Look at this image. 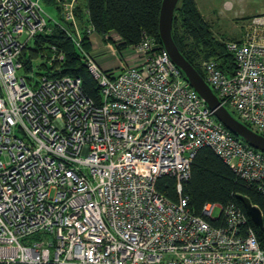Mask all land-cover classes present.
<instances>
[{
  "label": "built area",
  "instance_id": "2783aa9c",
  "mask_svg": "<svg viewBox=\"0 0 264 264\" xmlns=\"http://www.w3.org/2000/svg\"><path fill=\"white\" fill-rule=\"evenodd\" d=\"M85 1L0 0V264H264L238 207L205 204L194 215L182 192L197 151L208 148L264 194V154L215 119L153 38L118 53L120 38L107 35L103 56L117 65L102 67L98 48L82 46L76 9ZM55 26L81 54L98 102L79 78L43 75L29 86L34 66L19 75L23 53ZM223 45L233 73L209 59L204 80L264 137V15ZM49 51L52 63L64 60ZM164 176L175 179V201L156 189Z\"/></svg>",
  "mask_w": 264,
  "mask_h": 264
},
{
  "label": "trees",
  "instance_id": "16d2710c",
  "mask_svg": "<svg viewBox=\"0 0 264 264\" xmlns=\"http://www.w3.org/2000/svg\"><path fill=\"white\" fill-rule=\"evenodd\" d=\"M162 1L86 0L81 2L76 9V17L82 30L84 50L91 52L87 29H90L93 35L104 39V44L111 41L105 39L107 35L114 34L119 37L121 41L116 45L118 53L137 45L143 34L161 44L158 37V23ZM171 35L181 55L203 79L201 63L209 59L216 61L225 73H233L235 65L232 56L223 45L225 41L214 35L209 23L199 12L195 0L178 2L174 11ZM47 45L54 46L63 53L64 60L55 61L51 68L40 64L39 71L47 70L45 76L48 78L66 76L79 78L85 95L98 102L99 90L87 73L81 54L64 30L56 26L51 34L38 36L34 46L27 48L23 53V71L25 73L32 71L33 61L39 58L40 51L44 50V54L48 56ZM231 115L235 118L233 113ZM231 134L239 139L233 133ZM156 189L168 200H176L174 178L161 177L157 180ZM182 189L183 195L188 198V208L194 215H200L205 204L222 206L234 204L243 212L247 225L254 230L260 246L264 249V233L260 232L251 221L239 200L240 196L247 197L260 209L264 226V194L258 192L254 186L238 179L210 149L201 148L197 151L191 164L190 177L183 183ZM213 226H217V223H213Z\"/></svg>",
  "mask_w": 264,
  "mask_h": 264
},
{
  "label": "water",
  "instance_id": "95a60500",
  "mask_svg": "<svg viewBox=\"0 0 264 264\" xmlns=\"http://www.w3.org/2000/svg\"><path fill=\"white\" fill-rule=\"evenodd\" d=\"M180 0H163L159 13L158 37L172 63L183 75L188 85L199 95L215 119L229 132L233 133L244 143L264 154V137L253 133L248 127L235 119L231 113L221 105L211 88L198 74L193 66L181 55L173 42L171 30L175 8ZM240 202L251 221L264 233L263 218L260 209L254 206L247 197L240 196Z\"/></svg>",
  "mask_w": 264,
  "mask_h": 264
},
{
  "label": "rangeland",
  "instance_id": "374dc122",
  "mask_svg": "<svg viewBox=\"0 0 264 264\" xmlns=\"http://www.w3.org/2000/svg\"><path fill=\"white\" fill-rule=\"evenodd\" d=\"M197 2L200 11L211 27L212 32L222 41H227L231 38H239L242 35V29L245 32L247 24L250 23V20L254 17V15H264V0H197ZM44 8L52 16L58 19L54 9H47L46 6H44ZM113 39L115 40H113L114 42H117L116 37L113 36ZM104 41V39H100V44ZM105 45L106 44L103 43V46L100 47L99 50H102L104 54H108L105 50ZM49 47L48 45L46 46V51L47 49L49 51ZM95 51L98 52V49ZM127 55L129 54H126L125 56ZM108 56H104V58H106V60H108V62L111 63L110 65H113L112 67L114 68V64H117V62L114 61V58H109ZM38 57V59L33 61V66L35 68L33 74L27 77V83L29 86H31L32 83H37L40 77L47 73V70L46 72L43 70L39 71L38 68L40 64H45L46 68H51L53 65L50 61L52 57V53L50 51L48 56L44 54V50L40 51ZM29 73L30 72L25 73L24 71H21L19 72V75L27 76ZM233 115L236 117L235 114ZM239 140L244 142L240 138ZM218 215L219 209L215 208L212 212V217L216 218ZM38 239V235H35L30 238V241L33 242Z\"/></svg>",
  "mask_w": 264,
  "mask_h": 264
},
{
  "label": "crops",
  "instance_id": "0c3cea01",
  "mask_svg": "<svg viewBox=\"0 0 264 264\" xmlns=\"http://www.w3.org/2000/svg\"><path fill=\"white\" fill-rule=\"evenodd\" d=\"M195 3L197 5V8L199 10V12L201 13L202 17L205 19L206 21V18L204 17V15L202 14V12L200 11V8H199V5H198V2L197 0H195ZM255 16V15H254ZM253 17V16H252ZM207 22V21H206ZM244 36V31L242 29V35L239 37V38H231V39H228V40H236V41H239L243 38ZM100 39L98 36L96 35H92L91 38H90V43H91V50L93 49V46L97 47L98 48V52H97V59L99 61V64L108 69V68H113L112 66L113 65H110L111 63L108 62V60H106V58H104L103 54L104 52L102 50H99L100 47L103 46V43L100 44ZM95 43V44H94ZM117 65V64H114V66Z\"/></svg>",
  "mask_w": 264,
  "mask_h": 264
},
{
  "label": "bare ground",
  "instance_id": "6f19581e",
  "mask_svg": "<svg viewBox=\"0 0 264 264\" xmlns=\"http://www.w3.org/2000/svg\"><path fill=\"white\" fill-rule=\"evenodd\" d=\"M160 46L162 47V45L160 44ZM163 48V47H162ZM164 49V48H163ZM228 110V109H227ZM229 111V110H228ZM247 220V219H246ZM215 224V223H214ZM217 225H218V223H217Z\"/></svg>",
  "mask_w": 264,
  "mask_h": 264
}]
</instances>
